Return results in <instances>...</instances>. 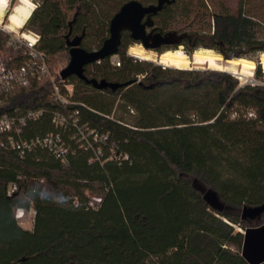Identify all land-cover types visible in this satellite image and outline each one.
<instances>
[{"label": "trees", "instance_id": "16d2710c", "mask_svg": "<svg viewBox=\"0 0 264 264\" xmlns=\"http://www.w3.org/2000/svg\"><path fill=\"white\" fill-rule=\"evenodd\" d=\"M129 1L41 0L25 25L40 36L54 82L73 93L68 105L55 102L46 79L16 90L0 115L42 111L26 137L59 132L68 152L60 159L35 148L20 157L0 146V264H250L242 255L245 233L264 225L263 83L241 86L224 71L139 62L127 55L134 43L128 32L120 66L108 57L84 69L87 79L120 88L60 77L70 61L67 37L84 36L89 52L101 49ZM247 1L216 15L209 0H170L152 19L163 34L182 37L188 54L206 48L246 58L264 53V40L250 36L247 51L234 52L227 30L213 32L212 24L223 16L236 34L255 25ZM0 55L10 67L25 60L2 30ZM54 113L68 118L66 127L54 124ZM93 133L108 138L95 141ZM12 183L18 189L9 196ZM94 195L102 197L98 209L89 206ZM20 208L34 211L31 230L16 219Z\"/></svg>", "mask_w": 264, "mask_h": 264}, {"label": "built area", "instance_id": "2783aa9c", "mask_svg": "<svg viewBox=\"0 0 264 264\" xmlns=\"http://www.w3.org/2000/svg\"><path fill=\"white\" fill-rule=\"evenodd\" d=\"M2 24V23H1ZM0 30L12 36L13 44L17 49L24 50L25 60L16 67H10L4 55H0V106L6 104L11 95L18 89L30 88L37 83H41L46 79H50L53 84V100L62 105H68L69 97L73 93L72 85H64L66 92L64 93L61 85L56 84L52 77L47 56L38 49L40 36L25 29L21 35L19 32H13L6 28V25ZM24 33L31 35L30 38L25 37ZM112 63L120 66L121 62L117 55L112 56ZM100 62V61H99ZM165 68V67H164ZM42 111L25 113L20 109H15L12 113H3L0 115V146L1 148L12 151L18 156L23 157L28 152L35 148L47 149L52 152L57 158L63 159L68 150L62 144V137L59 132H50L43 136H35L34 138L26 137V130L29 123L38 120ZM52 119L55 125L66 127L67 117L54 113ZM94 140L105 142L107 135L93 133ZM98 153H101L99 150ZM17 183H12L8 190V195L11 196L17 191ZM102 203V197L92 196L89 200V206L93 209H98ZM33 210L18 209L16 211V219L18 221L24 219L27 214ZM34 213V211H33ZM35 214V213H34Z\"/></svg>", "mask_w": 264, "mask_h": 264}, {"label": "water", "instance_id": "95a60500", "mask_svg": "<svg viewBox=\"0 0 264 264\" xmlns=\"http://www.w3.org/2000/svg\"><path fill=\"white\" fill-rule=\"evenodd\" d=\"M165 3H169V1L159 0L157 5L149 6L143 5L137 0L125 3L110 22L109 38L103 43L101 49L97 51L89 52L82 48L84 36H77L73 39L68 36L67 45L70 47V61L66 68L60 72L61 79L65 81L71 76H76L99 90L107 88L116 90L120 88L122 86L120 84H110L105 80L97 81L94 79H87L84 75V69L90 64L117 55L123 31H129L132 39L140 44L146 51H154L158 55H162L168 50L175 49L176 46L181 47V39L179 38L176 40V37H178L176 33L163 35L160 32H155V29L148 32V28L154 27V21L151 16L161 11ZM146 16H148V18L144 21ZM163 45H166L168 49L160 53L157 52ZM191 55L192 54H189V56ZM223 59L225 61L232 60L224 57ZM245 235L242 249L243 257L250 264H264V225L249 229Z\"/></svg>", "mask_w": 264, "mask_h": 264}, {"label": "bare ground", "instance_id": "6f19581e", "mask_svg": "<svg viewBox=\"0 0 264 264\" xmlns=\"http://www.w3.org/2000/svg\"><path fill=\"white\" fill-rule=\"evenodd\" d=\"M11 0H0V24H3L7 16V9ZM35 10V4L31 0H19V3L13 8L8 15L6 28L13 32L23 29ZM25 37L31 35L24 33ZM129 54L141 61L157 63L163 67L177 70H191L207 68L214 71H224L236 75L242 80L249 78L257 67V64L247 58L232 59L223 61L222 55L211 50L200 48L194 51L191 56L185 53L182 48L172 49L158 55L153 51H146L141 45L131 48ZM259 65L264 71V53L259 56Z\"/></svg>", "mask_w": 264, "mask_h": 264}, {"label": "rangeland", "instance_id": "374dc122", "mask_svg": "<svg viewBox=\"0 0 264 264\" xmlns=\"http://www.w3.org/2000/svg\"><path fill=\"white\" fill-rule=\"evenodd\" d=\"M31 1L35 4V8H37V6L41 0H31ZM238 1L239 0H209V3L211 5L212 11L216 15H220L222 7H226L230 12L235 13L236 10L238 9V5H239ZM18 3H19V0H11L10 1L8 9H7V16L4 18L3 24H1L2 27H4L7 24L8 15L12 12L13 8ZM245 10L247 11L248 15L252 16L251 18L254 19L256 24L255 25H248L247 24L246 26H242V28L238 30L237 34L231 28V26H229L230 24L223 21L224 20L223 16H221V17L216 16V18L212 24V27H213L212 31L213 32L214 31H220V30L221 31L227 30L229 37L234 39L233 46H231L232 51H234V52H237V51L245 52V51H247L245 48V39L249 38L250 36L257 37L258 39L264 40V0H252L250 3H248V1H247ZM27 30H29V29H27ZM24 31L25 30L20 29L18 32L21 35ZM138 45H140V44H138ZM135 47H137V45H132L128 49V51H127L128 56L133 57L129 54V51L131 48H135ZM179 48H182V50H184V52L187 53L184 46L176 47L175 49H179ZM198 49H200V48H198ZM224 49H227L226 46H224ZM211 50H213V49H211ZM213 51H215V50H213ZM215 52H217V51H215ZM260 54H262V53H260V52L250 53L249 52V53H247L248 57H246V58L253 60L257 64V67H258V64H259L258 59H259ZM134 59H137V58L134 57ZM137 60L139 62H142L139 59H137ZM223 61H225V60L223 59ZM146 62L153 63L154 65H159V64L154 63V62H149V61H146ZM225 62H227V61H225ZM159 66H161V65H159ZM161 67H163V66H161ZM257 67L252 72V75L249 78H246L245 80L240 79L236 75H233V74L232 75L239 80L241 86H243V85H257V84H262V83L264 84V71L261 68L263 76H261V78H258ZM165 68H167V67H165ZM167 69H172V68H167ZM191 70H209V69H207V68H203V69L191 68ZM250 114H249V116H250ZM257 212L259 213V210H255V211L251 212L250 214H256ZM19 223L23 228L31 230L33 228V224H34V213H33V211H30V213L27 214V216L24 219L20 220ZM236 229L239 231H243L238 226Z\"/></svg>", "mask_w": 264, "mask_h": 264}, {"label": "flooded vegetation", "instance_id": "af4514ba", "mask_svg": "<svg viewBox=\"0 0 264 264\" xmlns=\"http://www.w3.org/2000/svg\"><path fill=\"white\" fill-rule=\"evenodd\" d=\"M168 1L170 2V0H168ZM153 16H154V15H153ZM153 16H151V17H153ZM147 18H148V16L145 17L144 21H146ZM153 29H155V32H160V31H158L157 28L155 27V24H154V27H153V28H148V32H151ZM123 32H128V33H130L129 31H123ZM123 32H122V33H123ZM160 33H162V32H160ZM162 34H163V33H162ZM163 35H165V34H163ZM109 36H110V34H109ZM130 36H131V33H130ZM73 38H75V37H73ZM73 38H71V39H73ZM131 38H132V37H131ZM179 38L181 39L180 42L183 41V38H182V37H179V36L176 37V40L179 39ZM121 39H122V38H121ZM132 40H133V39H132ZM82 41H83V40H82ZM133 41H134V40H133ZM133 45H138V43H136V42L134 41ZM131 46H132V45H131ZM131 46H130V47H131ZM176 47H177V46H176ZM166 49H168V47H167L166 45H163L161 48L158 49L157 52L160 53V52H163V51L166 50Z\"/></svg>", "mask_w": 264, "mask_h": 264}]
</instances>
